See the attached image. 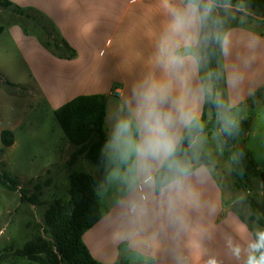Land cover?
Returning <instances> with one entry per match:
<instances>
[{"label": "crops", "instance_id": "0c3cea01", "mask_svg": "<svg viewBox=\"0 0 264 264\" xmlns=\"http://www.w3.org/2000/svg\"><path fill=\"white\" fill-rule=\"evenodd\" d=\"M2 1L1 42L21 53L31 73L30 93L44 101L53 116L57 108L79 96L103 94L107 97L104 125L107 139L116 115L133 101L134 88L150 75L163 78L155 62L159 38L170 19L162 0H6L12 4L10 7L2 6ZM6 12H10L9 17ZM248 23L226 25L223 31L231 34L229 54L221 51L223 94L225 106L231 111L251 104L258 93H264V32L253 29L252 25L264 24V20ZM9 24L12 26L7 28ZM233 69H238L243 76L235 86L228 80ZM202 70L201 64L192 77L194 89L208 81ZM17 79L0 80L1 86L13 90L8 93L11 106L9 103L6 106V118L0 119L4 125L0 136L4 130L12 131L15 136L13 146H0L3 161L18 146L19 133L27 129L21 120L10 121V114L14 115L18 108L13 106L17 103L18 88L27 91V78ZM116 91H121V96ZM206 97L207 94L201 104V114L205 111ZM185 131L182 129L183 134ZM191 163L194 170L203 167L206 172L197 183L200 208L187 212V223L183 226L156 211L132 225L124 208L128 197L126 187L108 179L107 174L97 189L101 220L83 236L98 263L208 264L209 260H215L216 264H244L248 242L255 239L257 231L263 230L256 223V213L244 196L225 188L211 166L198 160ZM259 196H263V191L257 194V200ZM258 201L261 203L262 199ZM251 222L259 229L253 228ZM3 224L0 234L5 235L7 223ZM236 246L241 249L239 258L233 253ZM2 254L3 251L0 259ZM0 264L39 263L9 256L0 260Z\"/></svg>", "mask_w": 264, "mask_h": 264}, {"label": "clouds", "instance_id": "9594fccd", "mask_svg": "<svg viewBox=\"0 0 264 264\" xmlns=\"http://www.w3.org/2000/svg\"><path fill=\"white\" fill-rule=\"evenodd\" d=\"M162 4L170 17L155 56L163 78L150 75L134 88L133 101L116 115L101 149L110 166L107 178L126 187L124 208L132 225L156 211L183 226L187 212L200 208L197 183L206 169L194 170L191 161L181 158L182 129L189 133L203 129L201 104L205 94H212V85L194 89L191 80L204 59L199 55L201 47L214 41L225 55L231 47V34L219 31V12L230 11L231 0H162ZM228 80L235 86L243 76L233 69ZM224 130H228L227 124ZM188 139L189 148H194L198 137ZM240 252L239 246L234 247L237 258ZM244 264H264V230L248 242Z\"/></svg>", "mask_w": 264, "mask_h": 264}, {"label": "rangeland", "instance_id": "374dc122", "mask_svg": "<svg viewBox=\"0 0 264 264\" xmlns=\"http://www.w3.org/2000/svg\"><path fill=\"white\" fill-rule=\"evenodd\" d=\"M9 13L6 12L5 15L9 17ZM220 14L224 15L225 25L249 24L248 21L264 20V17L252 16L243 8L233 7L227 12L220 11ZM36 20L43 24L40 19ZM0 23H2L1 19ZM252 25L253 29L264 32V24ZM11 26L10 24L6 25L7 28ZM48 29L49 34L54 36L52 30ZM2 39L3 37H0V80H18L17 78L24 80L27 78V91H22L20 87L18 88L20 92L15 95L18 96L16 98L17 103L13 106L18 108L14 115L10 114V121L12 119L21 120L27 124V129L24 128L23 132L19 133L18 146L12 152L7 153L5 161L2 160L3 155L0 150V174L3 171H9L19 182L18 190L11 192L2 186L0 181V228L4 226L3 223H7L5 235H3L4 233L0 234V252L7 245L22 248L30 242L36 234L37 228L42 229L46 209L57 200L67 202L70 199L69 175L72 172L98 175V168L83 156L75 163H71L72 155L76 149L66 139L55 117L47 110L45 102L35 98L32 95L33 93H30V88L33 87L29 83L31 73L24 65L21 53L12 46L4 45L1 42ZM207 46L199 49V55L204 58L202 71L208 80V59L203 53ZM209 83L208 80L206 84ZM1 85L3 84H0V119L6 118V106L8 103L11 106L8 93L13 92V90H8L7 86L3 87ZM210 100V98L207 99L205 106L208 120L213 117ZM218 100L217 115L223 126H221V134L226 137L229 147L230 145L231 148L233 147L231 160L227 161L224 156L225 142L220 141L219 135L211 130L201 134L198 143L192 151L186 154L185 159L193 162L198 160L197 155H209L212 158L211 168L225 188L230 189L235 194L244 196L246 199L245 191L237 187L239 182L236 174L239 161L238 149L241 147L249 148L253 152L257 173L264 172V93L263 91L258 93L251 104L248 103L245 107L235 108L233 111L226 108L223 92L219 94ZM251 105H254V108ZM23 109L24 113L22 112ZM226 124L228 126L227 131L224 130ZM3 126L0 123V130ZM234 131L236 140L232 142V137H229V135H234ZM0 146H2L1 138ZM69 147L73 149L72 152H70ZM37 183L42 184V188L38 192L40 205L32 208L29 203L21 201L19 191L23 189L26 192L27 190L32 192L34 191V185ZM252 183L255 193L261 195L260 179L254 177ZM261 199L262 197L259 196L258 200L261 201ZM255 217H257L256 214ZM251 224H253V228L259 229L254 222H251ZM43 236L47 237L44 234Z\"/></svg>", "mask_w": 264, "mask_h": 264}, {"label": "trees", "instance_id": "16d2710c", "mask_svg": "<svg viewBox=\"0 0 264 264\" xmlns=\"http://www.w3.org/2000/svg\"><path fill=\"white\" fill-rule=\"evenodd\" d=\"M1 4L4 7L12 6L6 0L2 1ZM231 4L235 8L239 5V8L245 9L252 16L264 17V0H231ZM219 17L222 20L224 15L220 14ZM225 26L223 19L222 24L219 25V31L223 32ZM203 53L208 59L207 67L209 74L211 73L208 80L212 85V94L207 95L206 99H211L210 107L213 117L208 120V114L205 110L201 116L203 129L194 128L191 133L188 130L184 132L185 140L181 146L180 155L181 158H184L190 150L189 136L198 137L211 130L219 135L220 141L225 142L223 153L226 160L230 161L232 148L231 145L229 147L227 144L226 137L221 134L222 125L217 115L219 94L225 93L220 45L213 41L208 44ZM106 106L107 97L105 95H84L54 111L55 119L66 139L76 148L71 163H75L83 156L98 168V175L72 172L69 175L70 199L67 202L57 200L51 204L45 211L42 229L37 228L33 239L22 248L5 247L1 261L6 260L9 256H16L25 257L39 264H100L90 254L83 241V236L102 217L97 189L103 185L109 171L107 158L101 151L106 142L104 130ZM233 134L229 135L232 137V142L236 140L235 131ZM0 138L5 148L11 147L15 143V136L10 130L2 131ZM238 160L236 174L239 182L237 187L245 191L246 200L256 213L258 224L264 230V172L257 173L253 154L249 148L241 147L238 149ZM211 161V157L207 154H201L198 158V163L206 166H211ZM254 177H258L263 185L261 203L257 200V194L252 183ZM0 181L2 186L11 192H16L19 188L18 180L9 171H3L0 174ZM41 188L42 184L37 183L32 192L21 189L19 191L21 201L39 206L38 192ZM42 231L48 238L43 236Z\"/></svg>", "mask_w": 264, "mask_h": 264}, {"label": "built area", "instance_id": "2783aa9c", "mask_svg": "<svg viewBox=\"0 0 264 264\" xmlns=\"http://www.w3.org/2000/svg\"><path fill=\"white\" fill-rule=\"evenodd\" d=\"M116 94H117L118 96H121V91H116Z\"/></svg>", "mask_w": 264, "mask_h": 264}]
</instances>
